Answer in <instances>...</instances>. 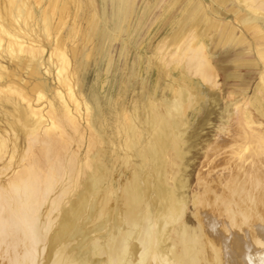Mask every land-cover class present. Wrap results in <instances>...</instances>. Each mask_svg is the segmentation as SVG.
Listing matches in <instances>:
<instances>
[{
  "label": "bare ground",
  "instance_id": "obj_1",
  "mask_svg": "<svg viewBox=\"0 0 264 264\" xmlns=\"http://www.w3.org/2000/svg\"><path fill=\"white\" fill-rule=\"evenodd\" d=\"M125 1L0 0V264H264V0L172 1L141 72L133 32L159 3L142 1L121 37ZM100 57L115 98L99 72L86 88ZM209 85L248 104L232 141L250 154L196 172L188 195Z\"/></svg>",
  "mask_w": 264,
  "mask_h": 264
},
{
  "label": "rangeland",
  "instance_id": "obj_2",
  "mask_svg": "<svg viewBox=\"0 0 264 264\" xmlns=\"http://www.w3.org/2000/svg\"><path fill=\"white\" fill-rule=\"evenodd\" d=\"M142 1L143 0H135V1L134 0H126L125 1L124 7H125V11L126 12L124 11V13H123L124 18H122V21H121V23L124 21L121 24V30H120L121 31L120 32V36L121 37L125 36V34L127 33V31L129 30V25H130L131 17L136 13V11H138V7L140 6V4H141ZM172 1H175V0H161V1L160 0H154L151 4L153 5V3H154L156 5V4L159 3V5L157 6V8L155 7V10H153L154 8L152 10H150L151 12H150L149 16H148V14H147V16H144V18H142L141 21H139L138 24L135 26V29H134L135 31L133 32L135 37L131 41L132 42L131 43V51L129 53L130 54V64H131L132 61H134L138 57H140L139 58L140 59L139 60L140 61V72H141V69H143L142 67H144L143 66L144 65L143 63H144V60H145V54L147 56L150 55V52H148V50H147L148 41H149V39H151L152 36H154V33L156 32L157 27L159 28V27L162 26L163 19L166 18V14L165 15H161L162 12H160V10L161 9L164 10V8L168 7V5H170V3L172 4ZM127 8H128V10H127ZM149 8H150V6H149ZM84 15L87 16V13L82 11L81 17L84 16ZM125 15H126V17H125ZM138 15H139V11H138ZM160 16H161V18L159 19V22H156V20ZM127 19H128V22H127ZM83 25L86 26L85 23H84V21L82 22V26ZM123 32H124V34H123ZM148 33H149V35H148ZM244 33L246 35L247 40H249V41H252L253 40L252 35L248 34L246 31H244ZM162 35H163V33H162ZM81 43H82L81 42V39H78V44H79V48H80L78 52L80 54L82 51H84V52H82L83 53L82 56H84L85 53H86V51L88 50L87 47H88L89 43L88 44H83V43L81 44ZM84 45H87L86 48H84ZM136 46H138V47H136ZM245 51H246V49L244 50V54H248V57L253 58V59L255 58V60L257 59V57L252 53L253 52L252 50H249V51L247 50L246 52ZM93 62H94L93 60L90 62V66L91 67L89 68L87 74L85 75V78H86V81H85L86 88L89 87V86H91V84L95 80L96 73L99 72L101 74L100 77H102V78H100L101 80L97 84L98 85L97 86V89H98L97 92H99L98 93V94H100L99 96H102L103 94L106 93L107 96H111L112 98H115L117 96L118 86L120 84V82H119L120 79H117L119 77L113 75L112 77H110L109 79H107V77H105V75H103V66L104 65H103V60H102L101 57L97 59V63L95 64V66L93 65ZM214 64H215V62H214ZM259 64H261V63L259 62ZM228 71H231V72H228ZM228 71H226V73L229 74L230 76H240V77H242V76H245V74L247 73L246 70H241V69H233V70L230 69ZM242 71H244V72H242ZM243 73H244V75H242ZM133 76H134L133 79L131 81H129V87H131V89H132V87L134 86L133 89H136V88L139 87L138 86V80H137L138 77H136L135 75H133ZM155 77H156V75L154 73H152V78L150 79V87L153 85V83L155 81ZM221 79H222V76H219L218 77L219 83L221 82ZM103 82H104V86H102L103 85ZM256 82H257V77L255 76L251 80L250 86H249V88L247 90V95L250 96V95H253L254 94V87L256 85ZM207 88L209 89V91L212 94L213 98L216 100L217 105H216V107H215V105H208L207 108L204 110V112H203V114H202V116H201V118L199 120V126L202 129V134H201L202 136L199 139V142H200L199 146L202 145V144L203 145L200 146V147H197V149H195V150L193 149L191 151V154H190L191 158L194 159L193 160L194 162L191 161V163H190L191 165L189 166V169H188V173L190 174L189 181H190V187H191L189 189L188 195L189 194L190 195L192 194V186L194 185L195 180H196V174H197L196 172H200V174H202V173L204 174L205 171L207 172L209 170H212V168L213 167H216L217 164H220V163L222 164L225 155H226V157L232 156L231 157L232 158V161L233 160L236 161L237 158H238V155H241L243 158H246V157H249L248 155L250 154L248 150H245V152H244L241 149H239V147H237L238 143L237 142L234 143L232 141L238 135L239 131L244 128V126L241 124L242 121H241V115L240 114L243 111L244 106H247L248 104L247 105H244V104H246V102H244V99L242 98V96L237 97V95H233V94L231 95L230 93H227L226 89H222V91H221L218 87L216 88V87L210 86V85ZM128 97H126V98L128 99ZM230 101H237V102H239V104H237L235 107H234V105H232V107L231 106L229 107L230 112L231 111H233V112L230 113L229 110H228V112L230 114V116H228L225 112H222V110H223L224 105L227 104V103H229ZM240 101H241V103H240ZM248 108H250V107H248ZM236 113L238 114V118H237V114ZM200 115L201 114H199L198 112H196V113H194L191 116V125H194L196 123V119H198L200 117ZM219 121L221 123H219ZM224 121H227V122L229 121V123H230V124L227 123L228 124V129H229V132L228 133H229L230 136L227 135L228 133L227 134H224V132H219L218 131V127L227 126L226 125V122H224ZM207 122H211L212 125L208 127L207 124H206ZM216 125H217V129H216ZM200 127H199V130H200ZM217 132H218V134H217ZM219 135H220L221 138L219 137ZM214 137H216V138L214 139ZM237 137L235 139L240 140V137H238V138ZM223 138H225V139H223ZM224 140L225 141L227 140V141L225 142ZM205 142L206 143H209V145H211L212 147H214L212 149L211 148L209 149V151H208L209 154L207 153L208 159H204V156L205 155H204V152L203 151L206 149ZM238 142H241V141H238ZM216 144H219V145L217 146ZM232 150H235L234 152L237 153V154H235L234 152L233 153L236 156H233L234 155L233 153H232L233 155L230 154V152ZM250 160L251 159L248 158L245 163H248ZM235 161H233V162H235ZM215 162L216 163L219 162V163L215 164ZM201 164H203L204 166L201 165ZM216 169L219 172L221 168H219V166H218V167H216ZM201 171H202V173H201ZM191 210H192V208L189 206V210L187 211V220H189V221H193V218L191 217L192 216Z\"/></svg>",
  "mask_w": 264,
  "mask_h": 264
},
{
  "label": "crops",
  "instance_id": "obj_3",
  "mask_svg": "<svg viewBox=\"0 0 264 264\" xmlns=\"http://www.w3.org/2000/svg\"><path fill=\"white\" fill-rule=\"evenodd\" d=\"M146 2V1H149L150 2V0H143V2ZM186 0H181V2H185ZM94 3H95V7H96V10H98V12H101V6H102V3H103V0H94ZM97 4V5H96ZM142 5L143 4H141V6H139V11H140V7H142ZM238 49L241 51V53H242V51H244V49H246L245 47H243V45L242 44H239L238 45ZM247 50V49H246ZM233 63H234V60H229V62L227 61V65L228 66H230V68L229 69H227L226 71H228V70H230V69H240V68H232V65H233ZM241 70H245V69H241ZM227 74V73H226ZM227 75H229V74H227ZM230 76V75H229ZM230 77H234V76H230ZM236 77V76H235ZM238 77H240V76H238Z\"/></svg>",
  "mask_w": 264,
  "mask_h": 264
}]
</instances>
